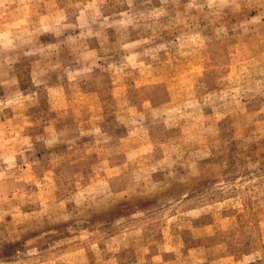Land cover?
Returning <instances> with one entry per match:
<instances>
[{
    "label": "rangeland",
    "instance_id": "1",
    "mask_svg": "<svg viewBox=\"0 0 264 264\" xmlns=\"http://www.w3.org/2000/svg\"><path fill=\"white\" fill-rule=\"evenodd\" d=\"M0 264H264V0H0Z\"/></svg>",
    "mask_w": 264,
    "mask_h": 264
}]
</instances>
